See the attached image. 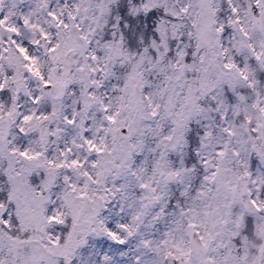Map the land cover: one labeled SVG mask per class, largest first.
Segmentation results:
<instances>
[{"label":"snow or ice","instance_id":"obj_1","mask_svg":"<svg viewBox=\"0 0 264 264\" xmlns=\"http://www.w3.org/2000/svg\"><path fill=\"white\" fill-rule=\"evenodd\" d=\"M0 264H264V0H0Z\"/></svg>","mask_w":264,"mask_h":264}]
</instances>
